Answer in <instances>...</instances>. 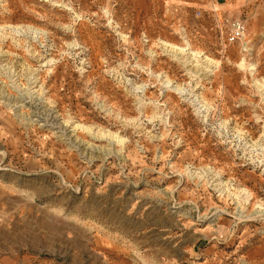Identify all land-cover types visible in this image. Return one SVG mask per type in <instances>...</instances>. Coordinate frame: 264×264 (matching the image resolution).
I'll list each match as a JSON object with an SVG mask.
<instances>
[{
  "label": "rangeland",
  "instance_id": "374dc122",
  "mask_svg": "<svg viewBox=\"0 0 264 264\" xmlns=\"http://www.w3.org/2000/svg\"><path fill=\"white\" fill-rule=\"evenodd\" d=\"M3 220L11 264H264V0H0Z\"/></svg>",
  "mask_w": 264,
  "mask_h": 264
},
{
  "label": "crops",
  "instance_id": "0c3cea01",
  "mask_svg": "<svg viewBox=\"0 0 264 264\" xmlns=\"http://www.w3.org/2000/svg\"><path fill=\"white\" fill-rule=\"evenodd\" d=\"M145 5L146 4H144V6ZM6 225H7L6 220H3L2 226L0 228V233H1V230L6 229ZM7 231L9 232V236H6L4 234V238L0 239V264H11V261L16 259L17 257L16 241L11 239L12 231H10V228L7 227Z\"/></svg>",
  "mask_w": 264,
  "mask_h": 264
},
{
  "label": "built area",
  "instance_id": "2783aa9c",
  "mask_svg": "<svg viewBox=\"0 0 264 264\" xmlns=\"http://www.w3.org/2000/svg\"><path fill=\"white\" fill-rule=\"evenodd\" d=\"M232 33H231V41H238V40H244V33H245V27L241 22H236L232 24Z\"/></svg>",
  "mask_w": 264,
  "mask_h": 264
}]
</instances>
